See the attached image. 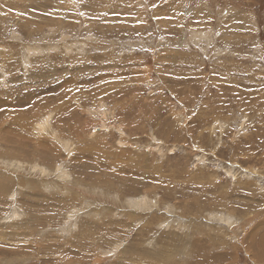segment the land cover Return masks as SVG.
<instances>
[{"label": "rangeland", "instance_id": "1", "mask_svg": "<svg viewBox=\"0 0 264 264\" xmlns=\"http://www.w3.org/2000/svg\"><path fill=\"white\" fill-rule=\"evenodd\" d=\"M0 264H264V0H0Z\"/></svg>", "mask_w": 264, "mask_h": 264}, {"label": "bare ground", "instance_id": "2", "mask_svg": "<svg viewBox=\"0 0 264 264\" xmlns=\"http://www.w3.org/2000/svg\"><path fill=\"white\" fill-rule=\"evenodd\" d=\"M45 123H47V122H45ZM47 129V128H46Z\"/></svg>", "mask_w": 264, "mask_h": 264}]
</instances>
